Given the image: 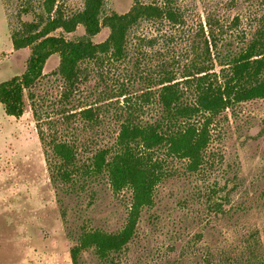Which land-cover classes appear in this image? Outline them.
<instances>
[{
  "label": "rangeland",
  "instance_id": "374dc122",
  "mask_svg": "<svg viewBox=\"0 0 264 264\" xmlns=\"http://www.w3.org/2000/svg\"><path fill=\"white\" fill-rule=\"evenodd\" d=\"M45 1L0 0V83L24 73L31 49L16 51L12 34L45 17ZM134 1L107 0L101 18L128 12ZM140 1L171 7L179 22L140 21L129 33L126 56L83 62L71 93L58 72L59 56H52L41 79L25 91L20 118L6 115L0 103V264H73L70 250L82 231L117 233L126 225L131 192H114L104 175L59 180L53 140L73 144L79 165L88 163L113 146L129 111L142 122L158 117L155 95L164 69L190 103L195 88H186L185 76L202 69L219 78L222 65L264 27V0ZM84 4L56 0L68 16ZM52 35L76 41L85 31L79 26ZM107 36L103 28L92 40ZM138 105L143 109L132 110ZM87 109L92 118L83 116ZM195 120L202 123L204 116ZM210 131L196 172L160 152L168 175L126 249L112 262L84 252L80 264H264V100L232 105Z\"/></svg>",
  "mask_w": 264,
  "mask_h": 264
},
{
  "label": "trees",
  "instance_id": "16d2710c",
  "mask_svg": "<svg viewBox=\"0 0 264 264\" xmlns=\"http://www.w3.org/2000/svg\"><path fill=\"white\" fill-rule=\"evenodd\" d=\"M107 0H85L84 8L68 16L56 6V0L44 2L45 17L26 22L23 28L12 34L16 51L30 48L26 69L0 83V103L6 115L20 118L25 110V91L33 88L43 76L48 60L58 55V72L69 87V92L80 80L81 64L108 56L115 60L126 56L130 31L142 20L168 19L178 23L180 15L171 7L143 4L135 0L131 9L124 13H113L101 18ZM79 26L85 31L83 38L76 41L52 35L61 29L75 32ZM108 30L107 38L95 43L92 38L102 29ZM209 52V50H207ZM219 78L211 79L206 70L185 76L186 88H195L194 99L185 101L183 88L164 69L156 92L160 108L158 117L152 122H142L129 111L121 123L119 134L112 147L98 150L88 163L79 165L78 150L66 141L53 140L50 149L58 163L55 165L57 178L73 182L79 176L98 178L106 176L116 193L129 190L132 195L126 225L117 233L101 230H85L70 250L73 264H80L84 252L92 251L102 261H113L134 239L141 213L154 205L157 186L164 181L168 171L164 166L167 157L184 160L187 169L198 171L204 164V152L211 141L210 127L216 117L234 104L256 99L264 100V27L259 28L245 48L232 55L223 64ZM143 93L141 99L151 101ZM132 108V106H131ZM142 110L140 105L132 110ZM86 118L93 117V111L82 112ZM204 116V122L195 120ZM170 174V173H169Z\"/></svg>",
  "mask_w": 264,
  "mask_h": 264
}]
</instances>
